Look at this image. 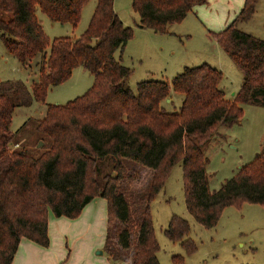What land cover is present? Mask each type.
I'll return each mask as SVG.
<instances>
[{
	"label": "trees",
	"instance_id": "trees-1",
	"mask_svg": "<svg viewBox=\"0 0 264 264\" xmlns=\"http://www.w3.org/2000/svg\"><path fill=\"white\" fill-rule=\"evenodd\" d=\"M87 1L0 0L1 38L8 51L24 65L43 54L39 77L32 83L36 99L46 100L50 86L67 79L76 66L94 75L85 92L65 103H50L38 119L37 129L51 138L40 155L16 140L23 127L12 128L16 107L31 103L28 86L23 80L0 82V264H13L23 237L49 245L51 210L76 217L97 195L107 200V241L114 238L122 249L133 246L130 264H161L149 205L179 160L186 207L205 226L215 225L226 205L264 203V148L212 190L203 150L219 123L232 124L241 117L245 103L264 106V38L237 25L253 15L258 0H244L229 24L210 31L243 73L231 98L220 85L222 70L207 61L184 65L170 80L141 79L132 89L126 83L131 68L122 61V52L133 27L115 11L114 0H96L79 36L51 41L38 9L53 21L77 25ZM203 1L132 0V6L139 26L166 32ZM172 90L183 94L177 110L162 104ZM126 160L151 169L147 183L128 189L122 185ZM189 229L187 219L172 214L164 231L190 251ZM173 259L180 262L182 257Z\"/></svg>",
	"mask_w": 264,
	"mask_h": 264
},
{
	"label": "rangeland",
	"instance_id": "rangeland-1",
	"mask_svg": "<svg viewBox=\"0 0 264 264\" xmlns=\"http://www.w3.org/2000/svg\"><path fill=\"white\" fill-rule=\"evenodd\" d=\"M118 15L127 25L133 27V35L128 39L122 61L131 68L126 83L136 90L137 82L144 78H166L172 76L184 65L207 61L223 72L221 87L225 96L231 98L238 90L243 73L225 53L217 40L194 23L198 21L192 14L181 22H172L166 32L137 25L138 13L132 6V0H115ZM96 0H88L82 7L77 25L53 21L41 8L37 13L50 36H79L87 27ZM7 16H11L8 13ZM191 17L193 20H191ZM255 35L264 38V29L256 22L248 26ZM250 32V31H249ZM259 36V37H260ZM50 45L47 50H50ZM118 55V52H117ZM43 54H37L24 65L19 58L8 51L0 31V82L4 80H23L28 86L31 103L16 107L12 128L21 129L16 140L26 146L33 155H40L51 143L48 135L42 134L37 127L50 103H65L69 99L85 92L93 83L94 75L79 65L71 75L58 84H53L46 100L33 96L32 83L39 77L40 61ZM170 99L162 101L167 110H177L183 94L174 90ZM45 138V140L43 139ZM264 148V106L245 103L241 117L232 124L219 123L203 145L208 157L206 170L209 188L215 189L226 178L232 176L238 167L250 161ZM126 173L122 185L128 189L144 185L150 178L151 169L136 162L126 160ZM154 235L159 242L157 257L161 264H264V203L243 200L226 205L217 223L205 226L195 219L185 204L182 161L172 165L163 186L150 201ZM177 214L188 220L190 229L186 237L193 242L194 249L187 251L180 240H171L165 234V228L172 216ZM76 237L66 243V253H73L70 264H124L131 262L134 247L122 249L116 240L107 241L108 226L103 234L94 227L83 226ZM110 235L114 232L110 229ZM63 243V245H64ZM102 251V252H101ZM174 255L182 257L175 261ZM57 262V261H56ZM66 261H59L61 264ZM129 262V264H130Z\"/></svg>",
	"mask_w": 264,
	"mask_h": 264
},
{
	"label": "crops",
	"instance_id": "crops-1",
	"mask_svg": "<svg viewBox=\"0 0 264 264\" xmlns=\"http://www.w3.org/2000/svg\"><path fill=\"white\" fill-rule=\"evenodd\" d=\"M115 4L114 0V8L117 12ZM243 4L244 0H205L195 4L182 20L192 14L198 23L192 17L191 20L200 26L203 31L208 32L206 35L209 37L210 31L222 30L229 24L237 16ZM252 22H256L264 29V0H258L253 15L246 20H239L237 25L241 29L255 33L254 30L248 27ZM260 37L262 38V36ZM169 99L168 97L167 100ZM106 224L107 200L100 195L94 196L88 201L76 217L57 216L51 210L49 214V245H43L31 238L23 237L13 264H55L59 261H66L61 264H70L73 255L71 248L65 254L66 243L68 244L70 238L76 237L80 231L79 229L85 225L89 228L94 227L98 232L100 229L104 230L101 236L97 235L99 242L96 243H102V237L106 232ZM129 262L125 261L124 264H129Z\"/></svg>",
	"mask_w": 264,
	"mask_h": 264
},
{
	"label": "water",
	"instance_id": "water-1",
	"mask_svg": "<svg viewBox=\"0 0 264 264\" xmlns=\"http://www.w3.org/2000/svg\"><path fill=\"white\" fill-rule=\"evenodd\" d=\"M168 99V98H167ZM102 252V251H101Z\"/></svg>",
	"mask_w": 264,
	"mask_h": 264
}]
</instances>
